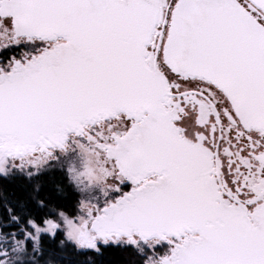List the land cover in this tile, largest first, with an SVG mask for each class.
<instances>
[{
	"label": "snow or ice",
	"instance_id": "obj_1",
	"mask_svg": "<svg viewBox=\"0 0 264 264\" xmlns=\"http://www.w3.org/2000/svg\"><path fill=\"white\" fill-rule=\"evenodd\" d=\"M113 248L264 264V0H0V264Z\"/></svg>",
	"mask_w": 264,
	"mask_h": 264
},
{
	"label": "trees",
	"instance_id": "obj_2",
	"mask_svg": "<svg viewBox=\"0 0 264 264\" xmlns=\"http://www.w3.org/2000/svg\"><path fill=\"white\" fill-rule=\"evenodd\" d=\"M103 264H129V254L118 248L109 249L102 258Z\"/></svg>",
	"mask_w": 264,
	"mask_h": 264
},
{
	"label": "flooded vegetation",
	"instance_id": "obj_3",
	"mask_svg": "<svg viewBox=\"0 0 264 264\" xmlns=\"http://www.w3.org/2000/svg\"><path fill=\"white\" fill-rule=\"evenodd\" d=\"M127 190V189H126Z\"/></svg>",
	"mask_w": 264,
	"mask_h": 264
},
{
	"label": "rangeland",
	"instance_id": "obj_4",
	"mask_svg": "<svg viewBox=\"0 0 264 264\" xmlns=\"http://www.w3.org/2000/svg\"><path fill=\"white\" fill-rule=\"evenodd\" d=\"M79 163V162H78Z\"/></svg>",
	"mask_w": 264,
	"mask_h": 264
}]
</instances>
